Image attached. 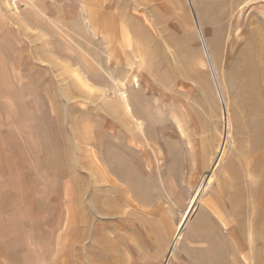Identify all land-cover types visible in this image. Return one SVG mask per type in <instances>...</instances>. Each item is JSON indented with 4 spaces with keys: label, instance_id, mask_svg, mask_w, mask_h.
Segmentation results:
<instances>
[{
    "label": "rangeland",
    "instance_id": "1",
    "mask_svg": "<svg viewBox=\"0 0 264 264\" xmlns=\"http://www.w3.org/2000/svg\"><path fill=\"white\" fill-rule=\"evenodd\" d=\"M252 88L264 0H0V264H263Z\"/></svg>",
    "mask_w": 264,
    "mask_h": 264
},
{
    "label": "bare ground",
    "instance_id": "2",
    "mask_svg": "<svg viewBox=\"0 0 264 264\" xmlns=\"http://www.w3.org/2000/svg\"><path fill=\"white\" fill-rule=\"evenodd\" d=\"M245 79H247V80H250V82H252L253 81V78H252V76H250V74L248 73L247 75H246V77H245ZM254 83V82H253ZM217 84H218V82H217ZM249 85V84H248ZM253 85V84H252ZM246 87V86H245ZM253 87V86H252ZM256 88H258V87H256ZM255 88V89H256ZM251 92H253V88H252V91ZM258 92H261V91H258ZM122 94V93H121ZM250 94V92L248 93V95ZM247 95V96H248ZM261 93L259 94V93H257L256 91L255 92H253V94H251V95H249L247 98H248V100L246 101L245 100V102H244V104H245V106H246V109H247V117H251V118H253V119H255L254 117H261L262 115L264 116V98H262L261 96ZM118 99H120V103H119V101L117 102V103H119L120 105V107L119 108H113V110H112V115H113V118L115 119V120H119V118H120V113L122 112V114H124V115H126V116H129V115H132V117H133V115H134V113H135V110H134V106H133V104H135V103H133V100L131 101L130 100V97H128L125 93H123L122 95H121V98H118ZM221 100H223V99H221ZM117 101V100H116ZM132 103H131V102ZM136 101V100H135ZM224 102V101H223ZM115 103V102H114ZM116 104V103H115ZM114 105V104H113ZM115 106V105H114ZM116 107H117V105H116ZM137 111H139V110H137ZM141 112V111H140ZM249 115V116H248ZM130 117V116H129ZM246 117V118H247ZM128 118V117H127ZM129 119V118H128ZM250 119V118H249ZM256 120H257V118H256ZM127 121V120H126ZM255 121V120H254ZM139 128V130L141 131V132H143V134H144V136H145V132H144V130L142 129V127H138ZM254 131V130H253ZM132 136V135H131ZM130 137V136H129ZM139 137V136H138ZM222 144V143H221ZM226 145V144H225ZM224 146V145H223ZM223 148V147H222ZM223 151H224V148H223ZM226 151V150H225ZM223 154H225V152H223ZM223 154L221 155L222 157H223ZM219 159H220V157H218ZM217 162H218V160H217ZM218 164V163H217ZM219 165V164H218ZM218 167V166H217ZM255 167V166H254ZM214 168V167H213ZM250 168V167H249ZM259 169V168H258ZM214 170V169H213ZM259 171H261V169L259 170ZM255 174V173H254ZM232 199V198H231ZM237 199V198H236ZM193 208L194 207H192V210H193ZM230 209V208H229ZM235 209V208H234ZM242 209V208H241ZM192 210L190 211V213L188 214V216H187V218L185 219V221H184V223L182 224V226L180 227V229H179V232H178V234H177V236H176V238H175V242L177 241V240H179L180 239V235H181V232H182V230H183V228H184V226H185V224L187 223V221L190 219V215H191V213H192ZM210 241V240H209ZM252 242V241H251ZM177 243V242H176ZM171 250V249H170ZM173 251V250H172ZM174 255V254H173ZM264 255V254H263ZM170 256V255H169ZM171 257V256H170ZM262 260V259H261ZM261 260H258V261H261ZM253 264H257L256 263V261L255 262H253ZM264 264V263H263Z\"/></svg>",
    "mask_w": 264,
    "mask_h": 264
}]
</instances>
